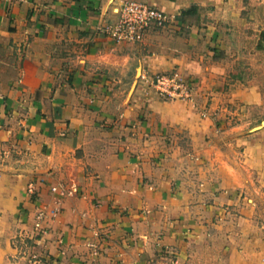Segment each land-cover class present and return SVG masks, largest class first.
I'll return each mask as SVG.
<instances>
[{"label": "crops", "instance_id": "crops-1", "mask_svg": "<svg viewBox=\"0 0 264 264\" xmlns=\"http://www.w3.org/2000/svg\"><path fill=\"white\" fill-rule=\"evenodd\" d=\"M111 1L0 0V264H26L22 251L41 264H264L253 219L223 211V192L201 203L179 151L159 144L164 126L196 135L182 103L142 99L133 82L120 115L99 98L109 74L165 64L118 50L103 30ZM146 1L191 16L212 0Z\"/></svg>", "mask_w": 264, "mask_h": 264}, {"label": "rangeland", "instance_id": "rangeland-1", "mask_svg": "<svg viewBox=\"0 0 264 264\" xmlns=\"http://www.w3.org/2000/svg\"><path fill=\"white\" fill-rule=\"evenodd\" d=\"M124 1H111L114 17L103 28L109 36L105 28L117 20ZM149 3L163 11L161 22L151 23L140 39L110 37L120 52L132 50L138 56L159 51L163 68L138 66L133 75L121 77L109 76L105 68L102 72L109 74L106 79L112 86L99 98L104 104L118 101L115 112L120 115L125 95L129 98L141 84L143 91L135 93L142 99L182 103L185 115L197 120L196 135L184 125H172L171 132V126H164L169 130L159 144L179 151V175L190 182L201 203L208 205L223 192L227 198L222 210L250 216L264 235V0H212L205 14L196 12L199 5L191 16L185 13L192 8L170 13ZM132 82L134 88L128 92L123 83ZM96 110L99 114L104 109ZM147 115L152 114L142 109L138 121L145 122ZM4 153L8 154L0 148V159ZM181 165L195 169L192 182ZM21 253L26 264L42 263L38 254Z\"/></svg>", "mask_w": 264, "mask_h": 264}, {"label": "built area", "instance_id": "built-area-1", "mask_svg": "<svg viewBox=\"0 0 264 264\" xmlns=\"http://www.w3.org/2000/svg\"><path fill=\"white\" fill-rule=\"evenodd\" d=\"M164 13L158 7L144 0H126L120 7V14L105 30L116 40L140 39L153 22H161Z\"/></svg>", "mask_w": 264, "mask_h": 264}]
</instances>
